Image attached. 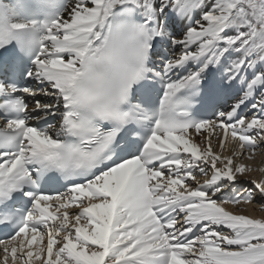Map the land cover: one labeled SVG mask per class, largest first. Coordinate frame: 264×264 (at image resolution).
Returning <instances> with one entry per match:
<instances>
[{
    "label": "snow or ice",
    "instance_id": "1",
    "mask_svg": "<svg viewBox=\"0 0 264 264\" xmlns=\"http://www.w3.org/2000/svg\"><path fill=\"white\" fill-rule=\"evenodd\" d=\"M32 3L0 9V264H264L226 207L264 209V0Z\"/></svg>",
    "mask_w": 264,
    "mask_h": 264
},
{
    "label": "bare ground",
    "instance_id": "2",
    "mask_svg": "<svg viewBox=\"0 0 264 264\" xmlns=\"http://www.w3.org/2000/svg\"><path fill=\"white\" fill-rule=\"evenodd\" d=\"M252 163L257 167V170L250 173V176L254 179H259L264 176V172L259 170L261 168H264V154L261 153L252 161ZM236 212L249 215L253 218L264 219V210L259 208L256 204H242L241 206H239V209L236 210Z\"/></svg>",
    "mask_w": 264,
    "mask_h": 264
}]
</instances>
